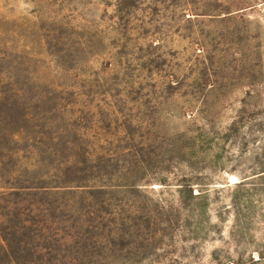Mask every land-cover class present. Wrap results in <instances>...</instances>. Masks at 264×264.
<instances>
[{"label": "rangeland", "instance_id": "obj_1", "mask_svg": "<svg viewBox=\"0 0 264 264\" xmlns=\"http://www.w3.org/2000/svg\"><path fill=\"white\" fill-rule=\"evenodd\" d=\"M0 264H264V0H0Z\"/></svg>", "mask_w": 264, "mask_h": 264}]
</instances>
